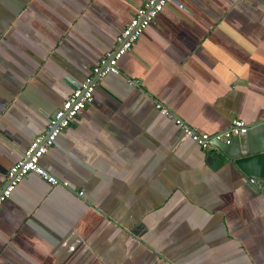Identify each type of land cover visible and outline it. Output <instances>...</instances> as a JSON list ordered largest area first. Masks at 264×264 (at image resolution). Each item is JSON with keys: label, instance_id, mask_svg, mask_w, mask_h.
<instances>
[{"label": "crops", "instance_id": "crops-1", "mask_svg": "<svg viewBox=\"0 0 264 264\" xmlns=\"http://www.w3.org/2000/svg\"><path fill=\"white\" fill-rule=\"evenodd\" d=\"M143 1L0 0V189ZM117 68L40 157L57 183L28 172L1 203L0 264H264V148L173 122L262 119L264 0L168 2Z\"/></svg>", "mask_w": 264, "mask_h": 264}, {"label": "built area", "instance_id": "built-area-1", "mask_svg": "<svg viewBox=\"0 0 264 264\" xmlns=\"http://www.w3.org/2000/svg\"><path fill=\"white\" fill-rule=\"evenodd\" d=\"M168 2L175 3V0H144L134 10L128 22L116 35L115 45L97 59L90 74L66 95L61 105L51 114L47 130L33 137L21 156L7 168L5 182L0 189V205L28 172L39 175L50 185L57 183V180L40 165V157L51 147L59 132L67 127L78 112L91 102L95 79L106 74L118 73V59L130 49L141 31ZM178 6L180 7V5ZM155 108L161 114H170L169 110L159 102L155 103ZM261 120L264 121V116ZM173 122L180 130L181 135L193 141L201 150L211 149L214 146L211 141L217 138H221L226 144L229 143L230 138L238 133L245 132L248 125L244 121L235 118L230 121L223 131L210 135L193 129L178 117L173 116ZM249 182L254 185L257 184L255 179L252 178L249 179Z\"/></svg>", "mask_w": 264, "mask_h": 264}, {"label": "water", "instance_id": "water-1", "mask_svg": "<svg viewBox=\"0 0 264 264\" xmlns=\"http://www.w3.org/2000/svg\"><path fill=\"white\" fill-rule=\"evenodd\" d=\"M236 136L240 143L241 152H245V148L248 149V145L251 142H253L254 146L258 149L264 148V121L260 120L253 124H248L245 132L238 133ZM211 143L219 151H222L226 146V143L221 138L214 139ZM206 160L210 162L211 157L208 156ZM212 166H215V164H212Z\"/></svg>", "mask_w": 264, "mask_h": 264}, {"label": "trees", "instance_id": "trees-1", "mask_svg": "<svg viewBox=\"0 0 264 264\" xmlns=\"http://www.w3.org/2000/svg\"><path fill=\"white\" fill-rule=\"evenodd\" d=\"M83 109H84V108H83ZM83 109H81V110H83ZM81 110H80V111H81ZM80 111H79V112H80Z\"/></svg>", "mask_w": 264, "mask_h": 264}]
</instances>
